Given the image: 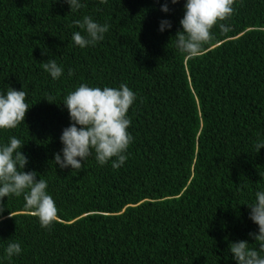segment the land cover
Instances as JSON below:
<instances>
[{
	"label": "trees",
	"instance_id": "1",
	"mask_svg": "<svg viewBox=\"0 0 264 264\" xmlns=\"http://www.w3.org/2000/svg\"><path fill=\"white\" fill-rule=\"evenodd\" d=\"M80 2L70 12L59 0H0V93L23 88L30 107L24 123L0 130V146L25 143L24 171L47 181L59 217L42 228L23 195L4 197L0 264H236L230 243L258 248L248 205L264 191V148L255 147L264 141V0H236L230 30L214 26L194 57L176 47L186 0H167L168 13L166 0ZM86 15L110 27L80 48L73 22ZM165 19L172 27L161 32ZM48 59L60 78L44 71ZM122 83L136 94L125 163L101 166L93 151L81 170L61 169L65 97L80 84ZM12 242L22 252L9 259Z\"/></svg>",
	"mask_w": 264,
	"mask_h": 264
},
{
	"label": "clouds",
	"instance_id": "2",
	"mask_svg": "<svg viewBox=\"0 0 264 264\" xmlns=\"http://www.w3.org/2000/svg\"><path fill=\"white\" fill-rule=\"evenodd\" d=\"M70 6V12H76L86 7L80 0H59ZM107 0H100L106 3ZM175 5L179 0H170ZM236 0H186L184 16L180 20L182 30L176 32V47L180 52L194 57L198 55L204 45L214 38L211 30L219 25L222 32L230 28L224 21L230 19L235 12ZM161 11H170L167 0ZM81 31L72 35L75 45L80 48L94 46L104 39L110 25H101L94 22L90 16H84L82 21L73 22ZM169 20L160 22L159 30L171 29ZM44 71L53 79L63 75V68L55 60L48 59L42 64ZM68 74L73 75L69 69ZM27 93L8 87L6 94L0 93V130L17 128L26 119L30 107L26 102ZM136 100V94L126 85L120 84L118 88L89 87L80 84L70 92L62 102L67 108L70 125L63 129L60 141L63 144L61 152L54 155L56 165L61 169L71 167L81 170L84 162L93 151L95 159L103 166L112 158L113 168L121 167L127 160L125 153L133 141L127 131L131 125L128 111ZM51 103L49 100H47ZM9 143L0 146V218L5 210L3 198L14 195H23L25 207L32 210L31 214L38 217L42 228L51 229L53 223L58 221V208L54 199L47 193L48 183L45 179L37 180L39 175L35 170L24 171L29 163L28 157L21 152L25 143L15 136L9 138ZM257 153L264 148V141L256 145ZM255 202L248 205L249 218L258 225V233L250 232L248 235L258 245L250 247L247 240L232 242L229 250L236 264H264V191L255 193ZM9 218H13L9 213ZM7 257L20 255L21 245L18 242L9 243L5 249Z\"/></svg>",
	"mask_w": 264,
	"mask_h": 264
}]
</instances>
